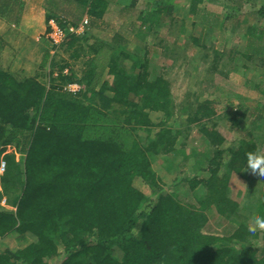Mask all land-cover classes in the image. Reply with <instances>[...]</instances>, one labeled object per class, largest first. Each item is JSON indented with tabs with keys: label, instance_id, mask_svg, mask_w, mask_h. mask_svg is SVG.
<instances>
[{
	"label": "trees",
	"instance_id": "obj_1",
	"mask_svg": "<svg viewBox=\"0 0 264 264\" xmlns=\"http://www.w3.org/2000/svg\"><path fill=\"white\" fill-rule=\"evenodd\" d=\"M74 1L93 26L113 0ZM204 1L192 0L191 12L202 11ZM224 1L232 12L226 20L254 4ZM175 3L148 0L130 31L137 20L147 27L159 15L172 18ZM256 13L264 16V6ZM203 17L213 24L208 13ZM246 34L254 36V26ZM91 37L89 28L67 34L50 60L47 83L0 63V159L7 162L0 175V264H264V232L250 235L243 213L246 207L251 217L264 216V202L242 204L229 193L232 174L245 172L246 154L260 150L264 104L252 112L231 105L222 114L217 101L197 94L177 103L168 79L150 77L147 56L129 51L128 37ZM86 43L92 54L80 75L69 60L56 59L61 52L80 58ZM72 82L82 89L65 90ZM152 112L164 115L156 122ZM175 116L182 118L178 128ZM249 117L254 127L239 138L234 131ZM194 128L206 147L192 149L193 172L178 181L188 199L171 190L154 163L183 154L177 165L184 171ZM218 217L223 224L213 228ZM13 236L27 242L11 246Z\"/></svg>",
	"mask_w": 264,
	"mask_h": 264
},
{
	"label": "rangeland",
	"instance_id": "obj_2",
	"mask_svg": "<svg viewBox=\"0 0 264 264\" xmlns=\"http://www.w3.org/2000/svg\"><path fill=\"white\" fill-rule=\"evenodd\" d=\"M120 1L127 4L130 0ZM252 1L253 5L250 2L241 12L226 20L232 12L225 7L224 0H205L200 4L202 11L198 13L191 12L192 0H176L172 18L159 15L160 18L150 21L147 27L137 20L132 31L129 29L130 22L138 16L140 9L147 7L148 0H137V5L122 12H118L114 6L106 11L101 20H97L93 26L90 25L89 15L83 20L85 18L89 20L87 28H89V36H92L91 41L105 42L117 32L128 37L129 51L138 56H147L150 77L163 75L168 79L177 103L188 99L193 100L197 94L200 97L199 100L217 101L218 110L222 114L230 111L231 105L246 106L252 112L258 105L264 104V16L256 13L258 8L264 6V0ZM206 13H208L209 20H212L211 26L203 22L205 20L203 16ZM60 19L66 20L65 18ZM252 26H254V36L246 34L248 27ZM195 36H202L203 42L196 44ZM48 42L50 43L49 40ZM215 52L219 53V59H214L216 58ZM91 54L89 44L86 43L80 58L75 60L70 57L69 53L61 52L57 54L56 59L69 60L80 75L85 68V61ZM49 70L50 66L46 65L36 76L42 82L47 83L49 82ZM56 74L54 73V76ZM163 115V112H152V118L156 122ZM181 119L175 116L174 128L179 127ZM250 119L234 131L239 138L247 136L253 129L254 125ZM221 123L226 127L230 126L227 118H223ZM256 141L259 149L264 150V135L256 136ZM230 144L231 142H227L224 147ZM194 147L199 152L206 147L204 138L198 133L197 128L192 130L184 149L191 156L187 161L189 165L185 167V172L177 165L178 162H182L180 159L183 158V154L177 157H167L169 154L163 155L155 159L154 163L169 183L171 190L176 189L182 197L188 199H191V194L183 185H178V181L184 175H190L193 172L190 165L195 156L192 153ZM224 160H228L227 153ZM175 166L178 167L174 168ZM221 171L223 172L224 168ZM144 188L148 190L147 187ZM229 193L242 204L251 201L264 202V181L260 182L259 176L254 175L248 169H245L242 174L233 173ZM4 203L5 199L2 200V204ZM243 213L250 218L252 216L251 211L246 207ZM221 220L222 218L218 217L215 221V223L218 221L217 225L213 224V228L222 225ZM232 226L227 222L223 225L228 230ZM26 240L13 236L8 240V244L22 245L27 242Z\"/></svg>",
	"mask_w": 264,
	"mask_h": 264
},
{
	"label": "crops",
	"instance_id": "obj_3",
	"mask_svg": "<svg viewBox=\"0 0 264 264\" xmlns=\"http://www.w3.org/2000/svg\"><path fill=\"white\" fill-rule=\"evenodd\" d=\"M120 2L110 1L107 11L115 6L122 12L138 4L137 0ZM84 15L74 0H0L1 66L19 76H36L41 68L50 66L49 59L55 54L45 38L49 19L79 23Z\"/></svg>",
	"mask_w": 264,
	"mask_h": 264
},
{
	"label": "built area",
	"instance_id": "obj_4",
	"mask_svg": "<svg viewBox=\"0 0 264 264\" xmlns=\"http://www.w3.org/2000/svg\"><path fill=\"white\" fill-rule=\"evenodd\" d=\"M89 24L88 18H85L79 24L68 23L66 26H62L56 18H50L48 21V29L45 32V37L50 41L52 46V53L54 54L58 46L65 40L68 33H75L82 35L85 33ZM65 73L68 69L64 70ZM82 85L78 82L68 83L64 86V89L69 92H77L82 89ZM7 168V162L5 159H0V175L4 174Z\"/></svg>",
	"mask_w": 264,
	"mask_h": 264
},
{
	"label": "clouds",
	"instance_id": "obj_5",
	"mask_svg": "<svg viewBox=\"0 0 264 264\" xmlns=\"http://www.w3.org/2000/svg\"><path fill=\"white\" fill-rule=\"evenodd\" d=\"M244 168L250 170L254 175H258L260 182L264 181V150L247 153ZM248 231L253 236L258 232H264V216L251 217Z\"/></svg>",
	"mask_w": 264,
	"mask_h": 264
}]
</instances>
